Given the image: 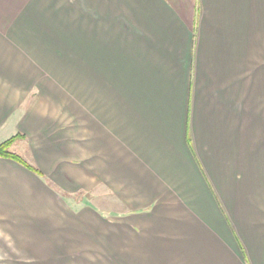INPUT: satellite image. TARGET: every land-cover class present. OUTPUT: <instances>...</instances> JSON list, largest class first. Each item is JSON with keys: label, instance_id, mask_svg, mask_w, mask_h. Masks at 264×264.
Returning <instances> with one entry per match:
<instances>
[{"label": "crops", "instance_id": "obj_1", "mask_svg": "<svg viewBox=\"0 0 264 264\" xmlns=\"http://www.w3.org/2000/svg\"><path fill=\"white\" fill-rule=\"evenodd\" d=\"M0 264H264V0H0Z\"/></svg>", "mask_w": 264, "mask_h": 264}, {"label": "trees", "instance_id": "obj_2", "mask_svg": "<svg viewBox=\"0 0 264 264\" xmlns=\"http://www.w3.org/2000/svg\"><path fill=\"white\" fill-rule=\"evenodd\" d=\"M22 138H25V136L22 134H17L15 136L11 137L10 139L0 143V158L12 159V160L22 164L26 168L32 170L34 173H36L38 175H42L41 172L37 168L31 167L30 165L26 164L25 161L23 160V158L18 153L13 151L12 148H13L15 142L19 139H22Z\"/></svg>", "mask_w": 264, "mask_h": 264}]
</instances>
